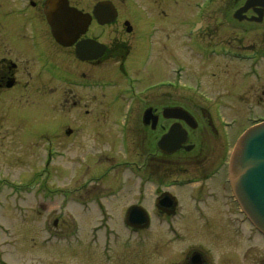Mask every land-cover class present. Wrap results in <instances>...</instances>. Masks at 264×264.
<instances>
[{"label":"rangeland","instance_id":"374dc122","mask_svg":"<svg viewBox=\"0 0 264 264\" xmlns=\"http://www.w3.org/2000/svg\"><path fill=\"white\" fill-rule=\"evenodd\" d=\"M198 1L203 0H173L172 7L164 5L165 8L161 6L164 0H139L155 18L158 27H166L155 35L153 53L147 63L145 57L150 44L147 41V29L155 28V22L153 20V25H148L136 15H130L134 32L130 27V31H127L126 26L118 23L104 30L97 28L93 33L95 39L98 38L110 48L103 65L80 66L73 64L71 49L66 58H61L64 55L60 56L61 52L55 51L53 45L50 50H54L55 58L79 72L110 76L129 73L139 79L141 89L171 79L172 71L183 65L187 68L184 82L194 85L196 78L203 79V89L200 91L209 94L214 101H220L221 105L223 102L224 119L228 124L234 119L238 120L237 134L240 136L264 117V80L258 82L243 79L246 65L223 60L204 62L194 52L186 50L188 42L184 40L183 34L195 23L191 18L196 12L194 3ZM9 2L0 0L1 13L9 7ZM241 2L222 0L216 9L221 11V15L214 14L211 20L207 17V41L213 37L216 42L235 47L262 44L264 27L257 23L242 22L241 17L249 8L243 11L246 1L245 6L236 12ZM177 3L180 8H175ZM142 63L147 64L146 67H142ZM55 91L49 85L45 87L31 83L27 91L18 90L15 97L0 101V264H175L182 262L179 254L184 246L201 247L202 243L212 248L213 258H217L218 264H264V239L260 236L249 239L247 233H235L234 224L227 222L232 207L222 198L218 202L209 199L204 204H196L186 192L172 191L181 197V211L183 209L187 217L179 220L175 218L178 220V232L186 236L183 244H168L166 236L171 238L172 235L164 227L156 228L154 233L152 231L153 239L141 246L137 245L135 238L130 245L124 246L113 235L121 236L125 230L120 227L112 229L94 226L100 219L97 211L75 205L73 199H70L72 191L77 190L85 195L109 187L117 178L116 164L122 159L129 158L138 161L140 165L146 164L149 150L146 135L140 138L139 130L135 128L132 155H126L121 147L119 127L115 125L123 113L115 110L118 105L111 102V94L104 96L65 89ZM222 93H227L225 99L220 98L219 94ZM196 100H191L196 104V108L191 105V110L201 114L199 118L204 130L195 132L198 137L195 134L192 140L195 146L191 156L180 157L183 158L182 163L189 162L187 167H192L195 174H200V170L208 168L219 156L223 142L217 132L218 126L216 131L207 124L212 121L211 115L205 111L201 113L197 106L200 102ZM250 106L255 107L254 114L248 112ZM122 108L124 111V105ZM67 125L83 127L78 142L71 148L67 146L68 149L64 141ZM138 125L140 128L141 125ZM145 127L143 124L142 128ZM198 129L196 127L194 130ZM38 136H45L46 139L39 141ZM49 141H54V150L65 154L54 159L50 165L44 163L45 149L50 150ZM103 151H109L107 158L102 163L94 161L95 153ZM162 162L167 167L173 163L170 160ZM175 166L176 169L181 167L177 163ZM159 171L161 175L158 173V177L163 180L166 179L163 176L170 174ZM179 174L182 172H173L168 177ZM125 178L127 187L122 198L108 202L110 210L106 209V214L99 213L107 218L111 213L117 218L120 216L118 225L127 207L136 201L137 185L132 177ZM39 183L46 184L45 195L40 192ZM218 184H213V189L225 193L226 189L222 186L220 188ZM66 193L71 194L65 196ZM147 194V203L151 205L154 193L151 190ZM204 211L207 215L210 213V220L202 216ZM104 217L102 221L107 220Z\"/></svg>","mask_w":264,"mask_h":264},{"label":"flooded vegetation","instance_id":"af4514ba","mask_svg":"<svg viewBox=\"0 0 264 264\" xmlns=\"http://www.w3.org/2000/svg\"><path fill=\"white\" fill-rule=\"evenodd\" d=\"M246 1L249 0H242L236 12L245 6ZM172 2L173 0H164V4L161 6L172 7ZM255 2H252L253 4L249 6L247 13L241 17L243 18L242 22L257 23L263 28L264 0H256ZM100 3L105 4L102 14L99 15L101 19L105 21L113 20V22L103 26L98 23L95 16V9ZM221 3L222 0H203L194 3L196 12L191 19L195 23L187 28L185 34H183L184 40L188 42L186 50L194 52V55L197 58H202L204 62L223 60L232 64L246 65L247 70L243 72L242 78L262 82L264 80V41L259 46L235 47L216 42L213 37L210 38V41L206 40V19L209 16V20H211L214 14L221 15V11L216 10ZM56 5H60L59 10H62L63 6L68 11L81 12L84 18L90 21L89 26L83 30L84 32L71 47H63L57 43L48 24L47 13L58 10ZM175 5H178L175 8H180L178 3ZM166 6L164 7L166 8ZM169 9L173 10V8ZM133 11L134 14H132ZM136 11H138L137 14ZM165 11L162 9L163 13H166ZM0 14H2L1 18L3 20V23H0V97L2 96L0 101H4L5 98L10 96L15 97L18 90L27 91L31 83L45 87L49 85L51 88L56 89L55 92H59L58 89H65L88 94L99 93L104 96L109 93L111 94V102L118 105V107L121 106V112L123 113L121 120L117 119L115 125L119 127L121 147L124 154L132 155V135L135 128H138L140 138L146 135L147 147L149 148L146 154L148 157L146 164L140 165L138 161L129 158L122 159L116 164L118 166L116 170L117 178L109 187L85 195L78 193L77 190L72 191V199L75 205L86 210L97 211L100 219L94 226L112 229L124 227L125 232L122 230V233H124L121 236L113 235V237H118L124 244L132 243L135 238L139 246L153 239L154 235H151V232L154 233L156 228L164 229L166 227L167 233L172 235L171 238L168 235L166 236L168 237V244H183L186 242V236L178 232L176 222L187 217L183 209L181 211V197L172 192L175 190L182 193L186 192L190 196V200L196 204H204L209 199L213 202H218L221 198L226 200L232 207L229 214L230 219L227 222L230 221V225L231 223L234 224L233 230L235 233H247L249 239L260 236L256 235L255 230L240 213L229 181L230 159L239 139V133L237 134L238 120L234 119L229 124L226 123L227 120L224 119L222 110L224 107L223 100H221V105L220 101H214L209 94L200 91L203 89V79L196 78L194 85L185 83L184 73L187 68L179 65L172 71L173 77L171 79L161 80L141 89L139 79L133 78L129 73L123 72L117 76H110L79 72L67 63L55 58L53 55L54 50H50V46L53 45L55 51L61 52L60 56L64 55L61 58H66L68 50L71 49L73 64L80 66H95L99 63L103 65L110 48L98 38L93 37V33L97 31V28L104 30L107 26L121 23L126 26L127 31H130V27L134 32L135 28L132 29L131 27L133 23L130 15H136L147 22L148 25H153L155 18H152L150 12L141 5L139 0H10L9 7L3 10L2 13L0 11ZM169 17L174 18L172 15H169ZM154 22L155 28L147 29V41L150 44L148 55L145 57L146 63L151 59V53H153L155 35L166 28L164 26L158 27L157 21L154 20ZM189 23L190 21H188ZM78 49L84 59L80 58ZM146 65L143 64L142 67H146ZM219 96L225 99L227 93L219 94ZM196 99L200 102L197 103L198 110L201 113L205 111L212 117V121L207 122V124L215 130L218 126L219 130L216 131L220 134L223 142L219 156L208 168L200 170V174H195L196 172L192 167H187L189 162L184 161L182 163L183 158L180 157L191 156L190 154L195 146L192 142L195 132H200L201 129L204 130L203 123L201 125L199 118L201 114L191 110V105L196 108V104L194 105L191 100ZM184 100H190L192 103L187 104ZM122 105H124V111ZM211 106L213 114L210 112ZM117 108H115L116 111H118ZM248 109L250 114H254L255 107L250 106ZM138 124L141 125V129ZM143 124L144 127L147 126L145 127L147 132L142 128ZM196 127L199 128L197 131L194 130ZM65 129L66 139L64 141L68 149L67 146L71 148L78 142L83 127L80 125H67ZM172 130H175L173 135H171ZM165 138H168V140ZM44 139H46L45 136H38L39 141ZM163 139H165L164 142ZM160 143L164 145L165 149H168L167 152L160 149ZM48 144V147L54 149V141H49ZM177 146H179V149L170 152ZM53 152L51 150V154ZM95 154L96 159L93 160L102 163L110 153L109 151H103ZM47 156L46 148L44 163H47ZM160 158L161 160H159ZM169 160L173 163L167 167L162 161L168 162ZM160 162L162 163L158 166ZM176 163L178 166L181 165L179 169H176ZM159 170L170 174L179 171L183 175L168 177L170 175L168 174L163 176L166 177L163 180L158 177ZM127 176L132 177L137 185L135 203L127 207L123 218L119 220V225L117 220L120 216L117 218L113 213L108 218L103 215L107 220L102 221L103 217L99 213L106 214L105 211L110 210L108 202L121 199L125 193L127 187L125 177ZM216 182L219 183L220 188L222 186L226 189L225 193L222 194L213 189L212 186ZM45 188L46 184L41 183V189L45 191ZM151 190L154 195L151 197V205H148L149 194L147 193H151ZM206 207L207 205L203 208ZM132 208H136L141 214L143 212L148 213L150 217L148 226L143 228L141 220L136 222L139 228L133 229L127 226V214ZM202 216L210 220V213L207 215L204 211ZM175 218H178V220H175ZM111 232L114 231L111 230ZM157 238L159 239L161 236ZM187 246H184L180 251L182 252L181 255L179 254L182 262L175 264H218L217 258H213L212 248L206 247L204 243L201 244V247L189 248Z\"/></svg>","mask_w":264,"mask_h":264},{"label":"water","instance_id":"95a60500","mask_svg":"<svg viewBox=\"0 0 264 264\" xmlns=\"http://www.w3.org/2000/svg\"><path fill=\"white\" fill-rule=\"evenodd\" d=\"M251 3L252 1L249 0L243 11L248 9ZM99 10L100 6L96 12ZM66 12L65 9H62L60 15L56 11L51 12L48 14V22L56 40L68 46L79 36L82 18L75 12L70 13L69 19L64 20ZM174 133L175 130H172L171 135ZM162 143L160 148L164 150ZM177 149L179 146L173 151ZM231 177L239 203L254 224L264 233V122L250 128L240 138L232 157Z\"/></svg>","mask_w":264,"mask_h":264},{"label":"bare ground","instance_id":"6f19581e","mask_svg":"<svg viewBox=\"0 0 264 264\" xmlns=\"http://www.w3.org/2000/svg\"><path fill=\"white\" fill-rule=\"evenodd\" d=\"M118 112L120 113L121 112V106L117 108Z\"/></svg>","mask_w":264,"mask_h":264}]
</instances>
